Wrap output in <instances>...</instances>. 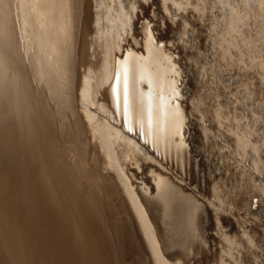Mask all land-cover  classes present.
<instances>
[{"label":"bare ground","instance_id":"bare-ground-1","mask_svg":"<svg viewBox=\"0 0 264 264\" xmlns=\"http://www.w3.org/2000/svg\"><path fill=\"white\" fill-rule=\"evenodd\" d=\"M241 1L247 16L234 6L200 32L242 69L200 110L207 153L185 141L178 53L153 38L146 0L0 3V264H264V0Z\"/></svg>","mask_w":264,"mask_h":264},{"label":"rangeland","instance_id":"rangeland-1","mask_svg":"<svg viewBox=\"0 0 264 264\" xmlns=\"http://www.w3.org/2000/svg\"><path fill=\"white\" fill-rule=\"evenodd\" d=\"M184 1H187V0H184ZM195 1V2H194ZM203 0H191V2L188 0L187 1V3H188V5L185 3V5H187V6H185V8H184V10L183 11H186V12H184L185 14H187V12H188V15H186V17H185V15H184V13H183V11L182 10H180V11H182V12H180V11H176L175 9H172L170 6H169V4H166V8H164L163 7V5H162V3L161 2H159V3H156L154 6H151V2H152V0H146V2H145V4H148V5H150L151 7L149 8V19H150V21L152 22V26H153V38L155 39V41H158V42H160V40H161V38H163L162 39V43H163V45L170 51V52H173V53H178V57L176 56V58H177V65H178V68L180 69V73H181V76H182V78H181V80L183 79V82H184V84H183V86H181V87H183V88H181L180 87V90H181V92L182 93H184V89L186 88L187 89V95H188V97L185 99V96H182V98L180 99L181 100V102H182V104H180L179 103V107H180V109L182 110V111H184L186 114H187V110H188V113H189V119L192 121L191 123H188V120H187V125H185V129H184V131H183V135H184V137H185V141L186 140H188V137H190L191 135L192 136H195L196 137V139H197V141H198V144H194V147L195 148H200V150L201 151H205L206 152V150H207V147H203V146H201V144L199 143L200 141H201V138L203 137V135H200L199 136V132H201V126H203V125H205V126H208V122H206L205 123V114H203L201 111L203 110V108H204V110L206 111V107H204L203 106V104H204V102H206L207 100H208V95L209 96H211V94H215V93H221V89H222V91L224 92V91H228V89H230V88H232L233 87V84H231L230 83V81L231 82H233V78L234 77H236V76H238L236 79H238L239 78V75H240V73L242 72H240V69L241 68H239L238 69V67H239V65L237 64V62L236 63H234V59L233 58H231V59H226V60H223L218 54H217V52H216V50H214V48H212L213 49V52L215 53H212V49H211V46L207 43V41L204 39V36H203V38H202V36L200 35V34H204V33H206V31L209 33V30L208 29H212L213 30V28H216V26H217V23L215 22V21H219L220 20V18H222V16H220V15H222L223 13H224V15H223V18H224V16H226L227 17V15H225L226 13L228 14L229 13V11H230V8H233L234 6V8H237V9H239V11H241V13H242V15H245V16H247V13H246V11L245 10H247V12L249 11L248 9H247V7L250 5L251 6V8H253L254 9V7H253V5H251V4H249V5H244L243 3H242V1L241 0H228L229 1V3H227V7H225V5L223 4V2L222 1H220V0H217L218 1V6L219 7H217V5H215V4H217V1L216 0H210L209 2H208V0H204V2H202ZM205 1H207L206 3H205ZM216 1V2H215ZM237 1V2H236ZM241 1V2H240ZM197 2H199V3H197ZM200 2L202 3V4H204L205 3V8L204 7H202L203 9H205V10H209L210 8H213V10L211 9L210 10V12L208 13L207 11V13H205L204 14V10H202V11H195V10H191V9H193L192 7H194L195 6V4H196V7H198L199 6V4H200ZM222 2V3H221ZM232 3V5L230 6V4ZM238 2H240V3H238ZM189 3H190V5L191 4H193L191 7L189 6ZM208 3H211V4H208ZM143 4H144V1H143ZM197 4H198V6H197ZM201 4V6H204V5H202ZM206 4H207V6H206ZM234 4H237V5H234ZM240 4H242V5H244L243 7H242V5H240ZM215 5V6H214ZM222 5V6H221ZM201 6H200V8H201ZM230 6V7H229ZM237 6V7H236ZM239 6V7H238ZM249 6V7H250ZM186 7H188L187 9H188V11H187V9H186ZM229 7V8H228ZM241 7V8H240ZM245 7V8H244ZM215 8H218V9H215ZM224 9L225 8V10H223L224 12H222V9ZM227 8V9H226ZM243 8V9H242ZM251 8H249V9H251ZM186 9V10H185ZM241 9V10H240ZM213 11V12H212ZM178 12H180V14L178 13ZM194 12H196V13H194ZM203 14H202V13ZM197 13H199V15H200V13H201V17L199 16V18H198V16H197ZM212 13L214 14V15H212ZM249 13V12H248ZM253 13V11H252V9H251V11H250V15ZM195 14H196V16H197V19H196V16H195ZM207 14V15H206ZM209 14H210V17H209ZM220 14V15H219ZM206 15V16H205ZM249 14H248V16H250ZM184 16V17H183ZM187 16H188V18H187ZM191 16H195L194 18L193 17H191ZM216 16V17H215ZM179 17L183 20V18H184V22L181 20V19H179ZM214 17V18H213ZM219 17V18H218ZM175 18H177V20L179 21H177ZM186 18L187 19H191V18H193V19H189V20H186ZM203 19L204 18V20L205 21H198V23H196L197 22V20H200V19ZM206 18V19H205ZM215 19V20H213V19ZM218 18V19H217ZM175 19V20H174ZM201 19V20H202ZM208 19H212L211 21L212 22H210V20H208ZM193 20V21H192ZM249 20V19H248ZM177 22L178 23V31L175 29V25H174V22ZM187 21V22H186ZM194 21H196L195 23H196V25H195V23L194 24H192ZM201 24H200V23ZM207 22H209V23H207ZM191 23V24H190ZM207 23V24H206ZM213 23V25H210V24H212ZM182 24H184L183 26L184 27H182ZM185 24H188V25H190V26H188V27H191V28H188ZM198 24H200L201 26H199ZM204 24V25H203ZM251 24L252 23H250V25H248L247 27H249L248 28V31L249 30H251V32L249 31L248 33H250L251 35V37H256V39L258 38V36H260V35H258L259 33H260V29H258V31L256 30L255 31V29H250V27H256V26H253V24H252V26H251ZM203 25V26H202ZM216 25V26H215ZM195 26V27H194ZM197 26V27H196ZM206 26V27H205ZM209 26H211V27H209ZM215 26V27H214ZM181 27H182V29H181ZM186 27V28H185ZM200 27V28H199ZM204 27V28H203ZM180 29V30H179ZM186 29V30H185ZM196 29V30H195ZM201 29L202 30H204L205 32L203 33V31H202V33H200L201 32ZM207 29V30H206ZM257 29V28H256ZM182 30V31H181ZM252 30L254 31V33L252 32ZM194 31H195V33L196 32H198L197 34H196V36L194 35L195 33H194ZM190 32V33H189ZM257 32V33H256ZM189 33V34H188ZM194 33V34H193ZM207 33V34H208ZM253 33V34H252ZM206 34V35H207ZM211 34V32L208 34V35H210ZM187 35V36H186ZM193 35V36H192ZM253 35H255V36H253ZM182 36V37H181ZM186 36V37H185ZM196 37L195 39L196 40H193L194 38L193 37ZM201 36V37H200ZM210 36H212V35H210ZM181 37V38H180ZM189 37H191V38H189ZM197 37H199V38H197ZM189 38V39H188ZM180 39L182 40L181 41V43H180ZM187 39L189 40V41H187ZM191 40V41H190ZM197 40H201L200 42L198 41V42H196ZM237 40H238V42H239V38L237 37ZM203 42V43H202ZM161 43V42H160ZM188 43H189V45H188ZM193 43H195V45H197L198 44V46H195V45H193ZM200 43V44H199ZM207 45H206V44ZM183 44H185V45H183ZM192 44V45H191ZM205 44V45H204ZM182 45V46H181ZM206 46V47H204V46ZM183 46H185L184 47V49H183ZM186 46H188L189 48H190V50L188 51V47H186ZM191 47H193V48H191ZM199 47V48H198ZM181 48V49H180ZM195 48V49H194ZM198 48V49H197ZM191 49H194V50H192L191 51ZM197 49V50H196ZM211 49V50H210ZM181 52H180V51ZM182 51L185 53V55H184V53H182ZM185 51H187V52H185ZM191 51V52H190ZM194 51V52H193ZM190 52V53H189ZM194 53V54H193ZM197 53V54H196ZM212 53V54H211ZM182 54V55H181ZM231 54H232V52H231ZM233 55V54H232ZM212 56L214 57V58H212ZM215 56H216V58H215ZM180 58V59H179ZM217 58H220V59H218V62L217 63H213V62H216L217 60ZM182 62H180L179 60ZM188 59V60H187ZM213 59V60H212ZM233 59V60H232ZM184 60V61H183ZM216 60V61H215ZM229 60V61H228ZM231 60V61H230ZM186 61H188V62H186ZM228 62V64H227V62ZM186 62V63H185ZM205 62V63H204ZM210 62V63H209ZM212 62V63H211ZM187 63H188V65H187ZM209 63V64H208ZM220 63V64H219ZM224 63V64H223ZM180 64L182 65L181 67H180ZM185 64V65H184ZM230 64V65H229ZM232 64H234L233 65V67H234V69H231V67H232ZM184 65V66H183ZM218 65H219V69H218ZM220 65H222V66H224L223 67V70L221 69V67L222 66H220ZM237 65H238V67H237ZM186 66V67H185ZM207 66V67H206ZM214 66V67H213ZM184 67V68H183ZM206 67V68H205ZM232 67V68H233ZM230 68V69H229ZM237 68V69H236ZM207 71V72H205V70ZM208 69H210V70H208ZM216 71H215V70ZM222 70V73H224V74H221V70ZM230 71H229V70ZM236 69V70H235ZM211 70H212V74L213 75H210L211 74ZM227 70H228V73H226L227 72ZM242 70V69H241ZM216 72V74H215V72ZM238 71V72H237ZM210 72V73H209ZM214 72V73H213ZM230 72H232V73H230ZM240 72V73H239ZM188 73H189V75H188ZM203 73H206V74H203ZM208 73V74H207ZM185 74V75H184ZM221 74V75H220ZM227 74V75H226ZM184 75V76H183ZM203 75H205V76H203ZM207 75V76H206ZM209 75V76H208ZM215 75H218V76H220L219 78H218V76L216 77ZM224 75V76H223ZM230 75H232V76H230ZM211 76V77H210ZM221 76H223V78L221 77ZM226 76V77H225ZM208 77V78H207ZM212 77H215L214 79H212ZM186 80H185V79ZM207 78V79H206ZM211 78V79H210ZM209 79V80H208ZM218 79H220L221 80V82H220V80H218ZM223 79H224V81H223ZM235 79V78H234ZM205 80V81H204ZM211 80V81H210ZM228 80H229V82H228ZM223 81V82H222ZM204 82V83H203ZM218 82V83H217ZM208 84V85H206V84ZM230 85H229V84ZM234 83L236 84L237 83V81L236 80H234ZM205 84V85H204ZM221 87H220V86ZM224 85V86H223ZM210 86V87H209ZM216 86V87H215ZM219 86V87H218ZM225 86H226V88H225ZM228 86V87H227ZM231 86V87H230ZM235 86V85H234ZM207 87H208V89H207ZM215 87V88H214ZM213 88H214V90H215V92L213 91ZM225 89V90H224ZM210 90H211V93L209 94V92H210ZM216 90H217V92H216ZM220 91V92H219ZM208 93V94H207ZM186 100V102H184ZM184 102V103H183ZM203 106V107H202ZM206 106V105H205ZM201 110V111H200ZM197 118H199L198 120L200 121L199 123L197 122ZM195 119V120H194ZM202 143V142H201ZM207 153V152H206ZM196 161L197 160H199V159H195ZM244 161V160H243ZM242 161V162H243ZM203 175V174H202ZM135 182H137V183H139V181L138 180H135ZM192 184V189H191V191H190V193H191V195L195 198V199H197L199 202H201V203H203L206 207H208L207 205H208V203H207V201H205L204 200V198H202V196L200 195V187H199V185L197 184V182L196 181H194V182H192L191 183ZM185 185V184H184ZM254 201H256V200H254ZM227 208L228 209H230V206L229 205H227ZM211 234L212 233H210L209 232V236H211ZM211 244H212V246H211V248H212V250H213V252L215 251H217V249H219L220 247H221V243L218 241V240H216L215 242L214 241H212L211 242Z\"/></svg>","mask_w":264,"mask_h":264},{"label":"snow or ice","instance_id":"snow-or-ice-1","mask_svg":"<svg viewBox=\"0 0 264 264\" xmlns=\"http://www.w3.org/2000/svg\"><path fill=\"white\" fill-rule=\"evenodd\" d=\"M3 0H0V3H2ZM21 2H24V0H21ZM127 69H124V74H123V105L125 112L127 113L128 108H129V94H128V87H127ZM119 78V77H118ZM116 92V85L114 83L113 85V93Z\"/></svg>","mask_w":264,"mask_h":264}]
</instances>
